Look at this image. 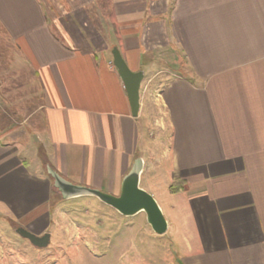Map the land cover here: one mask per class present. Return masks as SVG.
Returning <instances> with one entry per match:
<instances>
[{
  "label": "crops",
  "instance_id": "obj_1",
  "mask_svg": "<svg viewBox=\"0 0 264 264\" xmlns=\"http://www.w3.org/2000/svg\"><path fill=\"white\" fill-rule=\"evenodd\" d=\"M113 48L143 72L136 116ZM138 157L141 188L183 197L165 218L183 264H264V0H0L8 234L53 233L46 165L117 196Z\"/></svg>",
  "mask_w": 264,
  "mask_h": 264
},
{
  "label": "rangeland",
  "instance_id": "obj_2",
  "mask_svg": "<svg viewBox=\"0 0 264 264\" xmlns=\"http://www.w3.org/2000/svg\"><path fill=\"white\" fill-rule=\"evenodd\" d=\"M146 129L156 133L151 140L154 145L146 137V146H153L161 155L166 137H159L151 123ZM167 181L146 191L169 220L168 216L173 219L172 214L178 210L169 206L183 197L171 194ZM53 193L50 204L60 207L53 210L55 224L49 230L53 233L47 247L32 246L16 229L8 234L0 222V264H183L186 240L174 224L162 235L153 234L141 213L123 217L94 197L63 200L55 190Z\"/></svg>",
  "mask_w": 264,
  "mask_h": 264
},
{
  "label": "water",
  "instance_id": "obj_3",
  "mask_svg": "<svg viewBox=\"0 0 264 264\" xmlns=\"http://www.w3.org/2000/svg\"><path fill=\"white\" fill-rule=\"evenodd\" d=\"M111 53L112 64L124 85L131 114L136 116L139 109V89L143 72H132L116 48H113ZM142 170L143 160L138 157L123 176L119 194L114 196L98 189L73 184L46 165V172L52 180V186L61 199L94 197L123 217H134L141 213L144 215L145 222L150 230L154 234L162 235L167 230V221L157 201L140 187ZM15 232L39 249L47 247L50 240L49 233L37 236L22 227H17Z\"/></svg>",
  "mask_w": 264,
  "mask_h": 264
},
{
  "label": "trees",
  "instance_id": "obj_4",
  "mask_svg": "<svg viewBox=\"0 0 264 264\" xmlns=\"http://www.w3.org/2000/svg\"><path fill=\"white\" fill-rule=\"evenodd\" d=\"M183 187H184V183L182 181H176L170 186V189H171L172 192H177V191L183 189ZM53 195H54V193L52 192L51 193V197ZM50 202H51V198H50Z\"/></svg>",
  "mask_w": 264,
  "mask_h": 264
}]
</instances>
